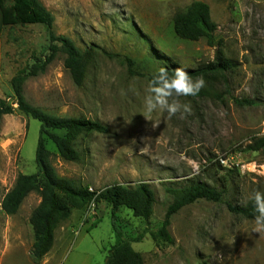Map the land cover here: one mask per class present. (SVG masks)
I'll return each mask as SVG.
<instances>
[{
	"label": "rangeland",
	"instance_id": "rangeland-1",
	"mask_svg": "<svg viewBox=\"0 0 264 264\" xmlns=\"http://www.w3.org/2000/svg\"><path fill=\"white\" fill-rule=\"evenodd\" d=\"M39 1L55 18L54 33L82 51L93 48L95 58L78 87L59 54L45 73L26 81V99L50 115L85 118L108 128L106 134L75 140L82 156L78 162L63 160L49 143L58 175L98 193L114 184L150 186L155 203L149 222L126 208L117 214L124 237L140 238L133 248L145 264H264V236L253 232L254 220L227 207L246 206L253 192L264 193V153L246 150L252 139L264 136V0ZM196 1L210 7L217 25L214 46L205 39L182 40L174 32L175 14ZM48 47L43 25L0 30V100L14 109L0 119V264H35L30 218L39 195L29 194L12 216L4 213L2 201L20 174L38 171L41 123L18 111L11 80L43 61ZM218 49L235 64L224 101L179 97L191 107L186 117L169 119L161 112L148 121L143 116L148 75L173 65L202 67L214 61ZM235 99L257 105L240 106ZM196 183L223 190V202L201 200L184 207L171 219L174 243L154 240L175 193ZM110 213L103 201L74 211L39 264H104L115 244Z\"/></svg>",
	"mask_w": 264,
	"mask_h": 264
},
{
	"label": "trees",
	"instance_id": "trees-1",
	"mask_svg": "<svg viewBox=\"0 0 264 264\" xmlns=\"http://www.w3.org/2000/svg\"><path fill=\"white\" fill-rule=\"evenodd\" d=\"M55 18L39 0H0V30L6 27L43 25L49 32V54L43 61H37L30 68L19 72L11 80V87L16 97L18 111L26 117L41 123L40 136L36 150V165L38 171L32 175L20 174L14 187L2 201V210L6 215H16L29 194L35 192L41 202L33 211L30 223L35 232V243L32 249V259L39 264L53 249L55 232L69 221L74 211H85L94 202H105L111 208V221L115 244L109 251L104 264H145L143 256L133 248V242L139 239H126L117 224V214L121 208L132 211L134 217L146 223L154 213L155 194L147 184L127 187L114 184L100 193L90 191L88 187L74 180L60 177L51 162V152L48 144L52 143L59 156L68 162L81 160V153L74 147L75 140L88 133H108V128L98 121L85 118L57 117L32 105L24 95V85L31 77H37L46 72L48 66L59 54L65 56L64 66L76 86L82 87L95 58V50L87 48L82 51L75 42L64 36H57L54 31ZM173 28L176 36L182 40L197 42L207 40L209 46H214V34L217 25L212 20L208 4L196 1L185 10L177 12L173 18ZM132 62L130 59H127ZM181 67H168L169 74ZM182 68V67H181ZM235 64L227 59L221 49H218L214 61L196 69H184L193 80L203 78L205 86L196 96L189 98H210L224 101L226 94L230 95L229 73ZM152 75H148V81ZM223 87L224 89H221ZM240 106H256L257 102L250 99H235ZM14 109L6 101L0 100V119L4 115L13 114ZM246 150L264 153V136L251 140ZM224 191L207 184L196 183L175 193L173 202L168 206L162 227L152 237L156 241L174 243L170 235L172 217L186 206L201 200L213 203L223 202ZM229 211L235 215L254 220V205L252 200L246 206L227 204ZM97 223L95 222L94 225Z\"/></svg>",
	"mask_w": 264,
	"mask_h": 264
},
{
	"label": "clouds",
	"instance_id": "clouds-1",
	"mask_svg": "<svg viewBox=\"0 0 264 264\" xmlns=\"http://www.w3.org/2000/svg\"><path fill=\"white\" fill-rule=\"evenodd\" d=\"M204 86L203 78L193 80L181 67L175 68L171 75L166 67H160L148 83L143 116L149 121L154 113L166 112L169 119L178 114L184 118L191 113V107L189 104H181L178 98L196 96ZM249 198L255 213L253 232L264 236V193L255 191Z\"/></svg>",
	"mask_w": 264,
	"mask_h": 264
},
{
	"label": "built area",
	"instance_id": "built-area-1",
	"mask_svg": "<svg viewBox=\"0 0 264 264\" xmlns=\"http://www.w3.org/2000/svg\"><path fill=\"white\" fill-rule=\"evenodd\" d=\"M222 162H224V161H222ZM92 191V190H91ZM94 192V191H93Z\"/></svg>",
	"mask_w": 264,
	"mask_h": 264
}]
</instances>
